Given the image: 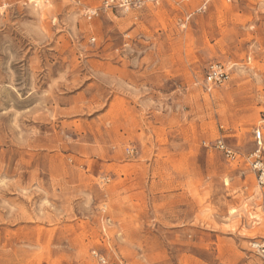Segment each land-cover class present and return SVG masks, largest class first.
<instances>
[{"label":"rangeland","instance_id":"rangeland-1","mask_svg":"<svg viewBox=\"0 0 264 264\" xmlns=\"http://www.w3.org/2000/svg\"><path fill=\"white\" fill-rule=\"evenodd\" d=\"M32 1L0 0V264H264V0Z\"/></svg>","mask_w":264,"mask_h":264},{"label":"built area","instance_id":"built-area-1","mask_svg":"<svg viewBox=\"0 0 264 264\" xmlns=\"http://www.w3.org/2000/svg\"><path fill=\"white\" fill-rule=\"evenodd\" d=\"M152 2V0H102L100 8L103 10H129V9H141L145 3ZM96 15V10L90 11L87 14V18L90 19ZM229 80V70L222 64L219 63H210L206 69L204 76V88L207 91H210L212 88H217L222 86L225 82ZM261 132L256 130L254 133V142L256 143L257 150L250 157L254 156L257 160L255 162V168L260 173L258 178L259 184H264V167L263 164L259 161L260 159V149L262 148L261 142ZM206 147H212L214 150L219 152L226 161L229 163H236L244 159L241 157L240 153L232 149L229 145L225 143L222 138L215 139L210 145H205ZM252 248L257 252H260L264 255V243H253ZM93 256L97 259L99 264H108L107 261L98 256L95 252L92 253Z\"/></svg>","mask_w":264,"mask_h":264},{"label":"bare ground","instance_id":"bare-ground-1","mask_svg":"<svg viewBox=\"0 0 264 264\" xmlns=\"http://www.w3.org/2000/svg\"><path fill=\"white\" fill-rule=\"evenodd\" d=\"M32 2H35V3H36V2H37V0H33ZM263 122H264V119H263Z\"/></svg>","mask_w":264,"mask_h":264}]
</instances>
